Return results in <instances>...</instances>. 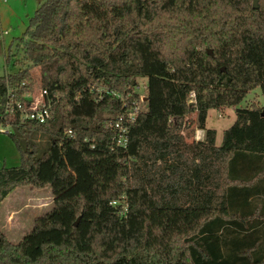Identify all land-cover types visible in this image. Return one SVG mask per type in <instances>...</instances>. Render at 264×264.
Returning <instances> with one entry per match:
<instances>
[{"label":"trees","instance_id":"obj_1","mask_svg":"<svg viewBox=\"0 0 264 264\" xmlns=\"http://www.w3.org/2000/svg\"><path fill=\"white\" fill-rule=\"evenodd\" d=\"M25 33V59L61 96L46 122L20 120L3 103L8 87L23 100L30 68L0 75V122L20 154L1 164L0 202L15 186L48 184L53 206L16 243L0 232V264H264V9L251 0H41ZM89 60L102 68L78 67ZM60 64L72 69L64 78ZM137 75L147 78L146 108L126 148L112 147L107 122L124 106L96 83L133 98ZM256 87L261 105L237 111L216 143L207 110ZM194 110L201 140L172 131ZM249 117L257 130L245 136L237 125ZM35 131L48 135L41 151Z\"/></svg>","mask_w":264,"mask_h":264},{"label":"rangeland","instance_id":"obj_2","mask_svg":"<svg viewBox=\"0 0 264 264\" xmlns=\"http://www.w3.org/2000/svg\"><path fill=\"white\" fill-rule=\"evenodd\" d=\"M40 1L41 0H0V75L7 72H14L23 65L29 66L31 71L30 86L29 89L24 92V95L33 99L39 98L40 89L45 87L43 78L46 77V74L48 75V72L45 71L43 67L32 64V62L25 59L23 40L27 38L25 31L29 25L30 16L33 15ZM251 1L253 4V0ZM256 4L257 8L264 9V0H256ZM185 39L189 40V37L185 36ZM6 57L8 58L7 60ZM81 62L79 66L77 65L81 69H84L86 66L91 68L93 64L99 65L96 60H89L85 63L84 61ZM113 64L117 65L118 63L116 59L112 58L108 70L114 69ZM99 68H102V66L99 65ZM57 70H59L57 75L60 78H64L72 69L67 65L64 66L60 64ZM53 74L55 75V73ZM136 80L137 86L135 90L141 94H145L146 97L147 78L142 75H137ZM96 84H98V88L101 89L108 86V81L101 77ZM10 89L12 88L10 87ZM55 93L60 94V92ZM193 96L194 94L192 92L190 97ZM146 99L147 98H145V100ZM190 102H193V99H190ZM261 103L262 95L260 89L258 87L250 89L245 97L236 105H221L209 108L205 118L206 127L215 128L216 140L220 143L225 129L234 123L237 111H241L245 108H248L247 110L249 111L252 109L253 105L260 106ZM198 123L197 113L194 110L178 118L172 126V131L181 132V134L186 135L188 140H192L194 132L197 129H201ZM237 126L243 127L245 136H251L254 135L257 130V121L249 117V119L245 121H239ZM0 127L1 163L7 166L19 164V150L8 133L12 131V126L9 123L1 122ZM201 131L204 134V129ZM234 133L235 130L228 131L229 135H233ZM31 139L34 147L38 151H41L47 144L48 135L35 131L31 133ZM133 176L134 172L130 171L129 177L133 178ZM124 178L125 177H123V180H125ZM124 198L125 194H121L119 201H117V203L123 206L120 211L122 214H124L126 210V201ZM52 206L53 195L48 184L37 187H31L30 185L15 186L0 203V232H2L8 240L16 243L21 236L31 228L34 218L50 209ZM15 209L18 211H12V213H14L13 219L5 221L6 213L9 210ZM12 213L9 214L12 215ZM2 218H4V220H1ZM4 221L6 224L3 223ZM12 228L17 230H12Z\"/></svg>","mask_w":264,"mask_h":264},{"label":"built area","instance_id":"obj_3","mask_svg":"<svg viewBox=\"0 0 264 264\" xmlns=\"http://www.w3.org/2000/svg\"><path fill=\"white\" fill-rule=\"evenodd\" d=\"M87 85L90 88L95 86V84L90 82L87 83ZM136 86L137 85H134L133 92L137 94V97L133 98L131 97L130 92L125 93L116 88H110L109 86L101 89H99L98 86L96 87L99 92L104 91L108 94L118 97L124 106V110L116 115L114 120H109L107 122V125L110 126L112 130H114V133L110 138L112 147L117 146L126 148L128 144L130 128L135 123L137 114L146 108L145 94L137 92V90H135ZM39 93V98L37 99H33L24 95L23 100H21L14 96L12 89L8 88L3 103L4 114L18 113L20 120L28 119L37 122H46L52 117L54 107L61 95L55 92L50 95V92L46 87H42ZM171 119L175 118L172 117ZM201 130L202 128L197 129L194 132L193 138L195 140L203 139L204 134ZM64 133L67 136L72 137L75 131L72 128H67ZM1 164L2 163L0 160V167ZM111 202L115 204L116 200H112Z\"/></svg>","mask_w":264,"mask_h":264},{"label":"crops","instance_id":"obj_4","mask_svg":"<svg viewBox=\"0 0 264 264\" xmlns=\"http://www.w3.org/2000/svg\"><path fill=\"white\" fill-rule=\"evenodd\" d=\"M205 125H206V124H205ZM202 130H203V129H202ZM216 143H219V142H217V140H216ZM0 203H1V202H0ZM12 211H18V210H17V209H15V210H11V211L9 210V211L6 213L5 221H6V220L9 221L10 219H13V215H14V213H12ZM9 213H12V215L9 214ZM1 220H4V218H2ZM5 221L3 222L4 224H6ZM32 222H33V221H32ZM31 226H32V225H31ZM11 227H12V225H11ZM9 228H10V227H9ZM13 229H15V228H12V230H13ZM15 230H17V229H15Z\"/></svg>","mask_w":264,"mask_h":264},{"label":"water","instance_id":"obj_5","mask_svg":"<svg viewBox=\"0 0 264 264\" xmlns=\"http://www.w3.org/2000/svg\"><path fill=\"white\" fill-rule=\"evenodd\" d=\"M252 6H253L254 8H257L256 0H253V4H252ZM208 52H210V53L212 52L211 48H208ZM221 69H222V70L224 69L223 66L221 67ZM78 219H79V217H77V219L74 221V224L77 223Z\"/></svg>","mask_w":264,"mask_h":264}]
</instances>
